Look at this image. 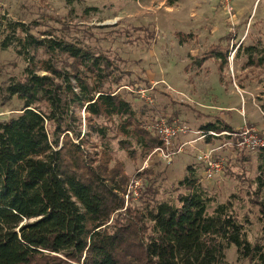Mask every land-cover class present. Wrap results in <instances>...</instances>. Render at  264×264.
I'll list each match as a JSON object with an SVG mask.
<instances>
[{
    "label": "trees",
    "instance_id": "1",
    "mask_svg": "<svg viewBox=\"0 0 264 264\" xmlns=\"http://www.w3.org/2000/svg\"><path fill=\"white\" fill-rule=\"evenodd\" d=\"M8 48L25 66L0 85L2 103L19 107L0 121V264H227L231 247L236 262L264 264V146L252 152L235 145L237 135H209L239 131L208 121L199 127L204 143L230 142L240 168L229 173L244 185L221 201L199 161L161 192L149 168L137 172L150 181L134 198L114 147L135 160L161 140L145 108L126 97L112 60L3 16L0 49ZM257 51L248 65H264V46ZM214 57L226 61V49L193 60L200 67ZM252 159L255 173L246 176Z\"/></svg>",
    "mask_w": 264,
    "mask_h": 264
},
{
    "label": "rangeland",
    "instance_id": "2",
    "mask_svg": "<svg viewBox=\"0 0 264 264\" xmlns=\"http://www.w3.org/2000/svg\"><path fill=\"white\" fill-rule=\"evenodd\" d=\"M3 16L30 25L34 34L51 32L107 56L131 91L126 97L136 107H144L152 122L174 118L186 126L187 132L173 143L174 148L187 144L170 156L169 163L152 154L153 149L131 160L114 147L115 158L131 179H139L136 173L149 168L154 187L160 192L170 189L186 165L199 164L200 152L220 145L219 140L206 144L200 137L199 127L208 121L222 119L236 130L252 128L264 137V114L259 107L264 102V65H248L249 53L258 56L257 50L264 46V0H0ZM211 48L226 49V61L208 58L197 67L193 56ZM24 66L11 48L0 49V85L10 76L20 77ZM141 88L147 89L152 103L140 99L137 90ZM16 108L13 99L0 100L5 119L19 113ZM213 158L225 162L221 178L203 182L225 201L236 186L244 185L229 173L240 166L233 164L229 144L218 147ZM253 173L252 159L245 175ZM149 181L141 177L132 196L136 198ZM259 228L254 220L251 239L259 235ZM225 256L227 264H247L236 262L233 247Z\"/></svg>",
    "mask_w": 264,
    "mask_h": 264
},
{
    "label": "built area",
    "instance_id": "3",
    "mask_svg": "<svg viewBox=\"0 0 264 264\" xmlns=\"http://www.w3.org/2000/svg\"><path fill=\"white\" fill-rule=\"evenodd\" d=\"M223 1L226 2V0ZM225 6L228 7L227 4H225ZM137 93L146 102L152 103V98L147 92V89H138ZM4 115H6V112L0 111V121L5 120V118L3 117ZM151 129L161 140V146L154 148L151 153L157 154V156H159L162 160L166 161L167 163L170 162L171 155H173L175 152H180L182 150V147L187 144V142H182L177 148H174L173 142L175 138L187 132L186 126L177 119H167L165 117H160L151 124ZM208 134L213 136L226 135L229 137H234L235 135H237L239 137V140L235 145L239 148L248 149L252 152L264 146V137L258 135L257 132L252 128L244 127L239 130L238 133L208 132ZM200 137L203 138V135H200ZM228 144L230 145V142L223 143L219 146H212L208 148L205 152H200L199 161L203 165L202 179L204 181H216L221 178L225 162L222 159H214L213 156L215 155V152L217 151L218 147H223ZM139 185V179H131L127 188V192L131 190L134 194H136L134 188L138 187Z\"/></svg>",
    "mask_w": 264,
    "mask_h": 264
},
{
    "label": "crops",
    "instance_id": "4",
    "mask_svg": "<svg viewBox=\"0 0 264 264\" xmlns=\"http://www.w3.org/2000/svg\"><path fill=\"white\" fill-rule=\"evenodd\" d=\"M261 128H262V130H263V133H264V123H263V125L261 126ZM239 131V130H238Z\"/></svg>",
    "mask_w": 264,
    "mask_h": 264
}]
</instances>
